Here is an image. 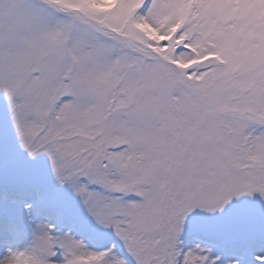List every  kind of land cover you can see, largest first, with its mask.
<instances>
[{
  "label": "snow or ice",
  "instance_id": "snow-or-ice-1",
  "mask_svg": "<svg viewBox=\"0 0 264 264\" xmlns=\"http://www.w3.org/2000/svg\"><path fill=\"white\" fill-rule=\"evenodd\" d=\"M0 264H264V0H0Z\"/></svg>",
  "mask_w": 264,
  "mask_h": 264
}]
</instances>
